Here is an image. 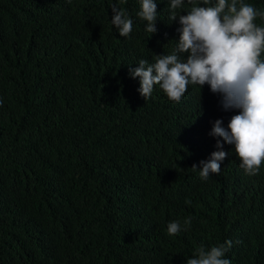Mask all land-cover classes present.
<instances>
[{
	"label": "trees",
	"instance_id": "obj_1",
	"mask_svg": "<svg viewBox=\"0 0 264 264\" xmlns=\"http://www.w3.org/2000/svg\"><path fill=\"white\" fill-rule=\"evenodd\" d=\"M113 3L133 20L128 37ZM140 3L0 0V264H186L226 241L231 264H264V162L245 175L224 143L219 175L193 171L220 150L215 120L227 128L238 110L207 84L179 103L159 86L144 100L129 69L170 54L179 24L151 35Z\"/></svg>",
	"mask_w": 264,
	"mask_h": 264
},
{
	"label": "clouds",
	"instance_id": "obj_2",
	"mask_svg": "<svg viewBox=\"0 0 264 264\" xmlns=\"http://www.w3.org/2000/svg\"><path fill=\"white\" fill-rule=\"evenodd\" d=\"M159 11L156 0H141L137 16L146 21V31L154 34L161 20L178 22L179 36L170 54H157L154 62L140 59L139 66L129 69L132 77L140 78L138 89L144 100L152 97L156 86L176 103H179L189 85L205 84L214 94L221 97L224 110H238L223 126L222 119H216L210 135L220 137L216 141L218 151H213L208 160H201L200 167L193 164V171L199 169L201 180L211 174L219 175L221 161L228 153L223 144L234 145L240 158V167L245 175L254 176L260 172L264 162V27L254 20H264V10L254 8L243 0H162ZM186 3L190 7L186 8ZM112 25L122 37H128L133 30V20L119 3L110 5ZM2 105V101H0ZM185 203L191 204L190 200ZM191 227V218L169 222L167 232L176 235ZM232 242L218 246L197 248L186 264H231L226 253Z\"/></svg>",
	"mask_w": 264,
	"mask_h": 264
}]
</instances>
